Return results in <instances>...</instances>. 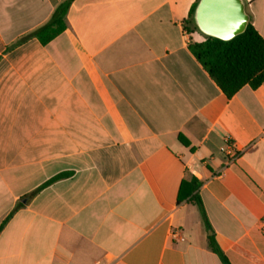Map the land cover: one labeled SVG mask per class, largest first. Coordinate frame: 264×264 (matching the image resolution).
<instances>
[{"label": "crops", "instance_id": "1", "mask_svg": "<svg viewBox=\"0 0 264 264\" xmlns=\"http://www.w3.org/2000/svg\"><path fill=\"white\" fill-rule=\"evenodd\" d=\"M62 1L0 0V264H221L210 236L264 264V81L225 97L188 48L196 0H72L18 43Z\"/></svg>", "mask_w": 264, "mask_h": 264}, {"label": "trees", "instance_id": "2", "mask_svg": "<svg viewBox=\"0 0 264 264\" xmlns=\"http://www.w3.org/2000/svg\"><path fill=\"white\" fill-rule=\"evenodd\" d=\"M71 1L63 0L55 8L46 23L21 38L18 43L29 38H36L40 44L45 45L58 36L65 28V15ZM198 1L196 0L190 8L188 18L184 22L185 30H197L193 21V13ZM188 48L227 99L231 98L245 85L255 89L264 81V40L252 26L251 21H249L243 33L228 41L205 36L204 41L189 43ZM178 140L184 146H188V141L182 136H178ZM66 175L67 173L56 175L40 188ZM185 184L186 182H182L180 189ZM189 184L191 192L196 190V180H191ZM39 189L27 195L25 199H29ZM191 199L198 207L203 222L210 229L199 197L194 194ZM208 241L210 250L219 257L221 264H230L226 255L216 243L214 236H210Z\"/></svg>", "mask_w": 264, "mask_h": 264}, {"label": "water", "instance_id": "3", "mask_svg": "<svg viewBox=\"0 0 264 264\" xmlns=\"http://www.w3.org/2000/svg\"><path fill=\"white\" fill-rule=\"evenodd\" d=\"M193 21L205 36L228 41L245 31L250 17L243 0H199Z\"/></svg>", "mask_w": 264, "mask_h": 264}, {"label": "built area", "instance_id": "4", "mask_svg": "<svg viewBox=\"0 0 264 264\" xmlns=\"http://www.w3.org/2000/svg\"><path fill=\"white\" fill-rule=\"evenodd\" d=\"M223 152L226 156L227 164H230L236 160L238 154L235 152L233 148V144L230 140H226L225 147L223 148ZM262 228H264V219L262 220ZM170 237L176 239L178 237V230L173 229L170 231Z\"/></svg>", "mask_w": 264, "mask_h": 264}]
</instances>
